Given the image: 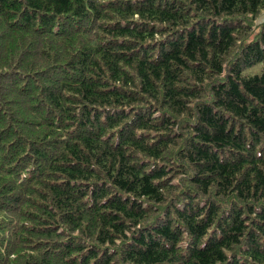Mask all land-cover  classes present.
<instances>
[{
  "label": "trees",
  "instance_id": "1",
  "mask_svg": "<svg viewBox=\"0 0 264 264\" xmlns=\"http://www.w3.org/2000/svg\"><path fill=\"white\" fill-rule=\"evenodd\" d=\"M263 13L0 0V264H264Z\"/></svg>",
  "mask_w": 264,
  "mask_h": 264
},
{
  "label": "rangeland",
  "instance_id": "2",
  "mask_svg": "<svg viewBox=\"0 0 264 264\" xmlns=\"http://www.w3.org/2000/svg\"><path fill=\"white\" fill-rule=\"evenodd\" d=\"M262 20H264V13L262 14V16L259 17V21ZM262 66L263 65L261 63H257L251 67H247L246 69L243 70V74L244 75L258 74L261 71Z\"/></svg>",
  "mask_w": 264,
  "mask_h": 264
},
{
  "label": "bare ground",
  "instance_id": "3",
  "mask_svg": "<svg viewBox=\"0 0 264 264\" xmlns=\"http://www.w3.org/2000/svg\"><path fill=\"white\" fill-rule=\"evenodd\" d=\"M169 141H172V140H169ZM172 142H173V141H172ZM165 143H166V142H165ZM166 146H167V145H166ZM166 146H165V147H166Z\"/></svg>",
  "mask_w": 264,
  "mask_h": 264
}]
</instances>
